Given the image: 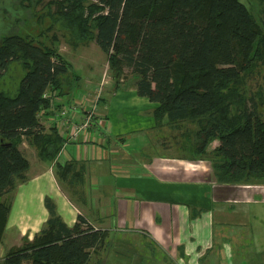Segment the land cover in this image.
Instances as JSON below:
<instances>
[{
	"label": "trees",
	"instance_id": "trees-1",
	"mask_svg": "<svg viewBox=\"0 0 264 264\" xmlns=\"http://www.w3.org/2000/svg\"><path fill=\"white\" fill-rule=\"evenodd\" d=\"M45 6L47 33L59 23L71 43L94 41L116 82L125 69L135 75L137 94L157 103V125L191 124L192 153L209 162L217 182H264V118L246 89L264 67V26L240 0H48ZM51 41L13 31L0 37V77L12 62L24 71L14 95L0 89V244L11 207L6 195L27 179L30 166L22 137L40 160H54L64 138L55 126L46 131L39 113L81 78L57 49L55 34ZM54 165L64 180L76 168L75 161ZM45 206L43 228L10 247L1 264H89L106 244L107 231L82 215L68 227L48 197Z\"/></svg>",
	"mask_w": 264,
	"mask_h": 264
},
{
	"label": "crops",
	"instance_id": "crops-1",
	"mask_svg": "<svg viewBox=\"0 0 264 264\" xmlns=\"http://www.w3.org/2000/svg\"><path fill=\"white\" fill-rule=\"evenodd\" d=\"M134 76L123 83L105 81L109 84L97 104L105 118L104 127L93 129L91 139L89 132L79 142L64 141L52 161L37 158L33 163L28 159L27 179L8 197L11 207L3 240L11 237L9 248L21 245L23 238L31 240L49 217L48 197L68 227L80 214L94 228L107 231L104 255L98 256L101 264L107 262L102 259L113 247H125L124 262L128 249L143 245L139 238L160 252L145 260L147 264H264V247L257 235H243L250 216L236 211L245 201L264 203V182H217L209 162L192 153L191 138L186 134L191 124L172 127L163 121L157 125L152 114L157 103L137 94ZM80 77L72 93L55 96L39 114L41 124L55 126L60 135L69 133L71 123L81 120V112L55 121L56 111L76 96L77 100L85 98L87 105L94 95L89 91L93 81ZM216 144L214 140L207 148ZM144 152L148 157L152 153L149 160L143 158ZM55 160L75 161L76 168L68 178L76 175L81 182L84 178L87 197L81 193L76 201L64 192L53 170ZM213 198L223 201L224 207L212 208ZM227 205L238 208L230 212ZM115 236L118 242H113ZM98 258L89 264H97Z\"/></svg>",
	"mask_w": 264,
	"mask_h": 264
},
{
	"label": "rangeland",
	"instance_id": "rangeland-1",
	"mask_svg": "<svg viewBox=\"0 0 264 264\" xmlns=\"http://www.w3.org/2000/svg\"><path fill=\"white\" fill-rule=\"evenodd\" d=\"M35 1L36 0H0V37L8 34V32L10 31H13L23 35L28 34L31 36H36V39L40 42H43L47 45H51V35L55 34L58 40L56 47L61 53V55L71 63L75 74L82 76V78L84 79H91L93 81V83L91 84L93 86L89 88V91L93 93H102V91L106 89L105 87L109 84L108 82L110 80L112 81L113 79L111 75L112 73L107 66L106 54L97 46L94 41H90L87 44L71 43L70 41H68V38L70 36L62 29H60L59 23H55L52 27V30L47 33L45 29L52 23L50 17L46 15L47 10L45 8V3L48 0H40V3L38 4H34ZM240 1L248 8L250 13L254 16L255 20L263 27L264 0ZM20 17H24V19H20ZM41 31L43 33L39 34ZM38 34L41 36H37ZM23 73L24 71L21 69L19 64H17L16 62H12L9 66L7 73L0 77V89L6 91L10 95H14L18 88L19 80L22 77ZM128 80L132 81L133 75L129 70L125 69L122 74V79L120 83L126 82ZM105 81L108 82L106 83ZM246 89L247 95L255 96V99L258 103V112L264 118V67L261 66L259 71L255 73L250 80L246 81ZM82 92L88 93V91L85 89L82 90ZM77 99L78 98L76 96V100ZM42 125L46 131L50 127L46 124V122H44ZM19 148L27 159L31 160L33 163L37 161L38 156L36 154V149L33 145L29 143L28 138L22 137V142H20ZM150 150L153 151V147L150 148ZM144 153H142V156ZM151 154V152H148L149 157L152 156ZM149 157L146 155V153L145 156H143V158H146L147 160H149ZM56 158L57 156L55 157V159ZM55 168V165H53V170H55ZM74 176L75 179L71 180L69 178L65 180L58 178L57 179L61 183V186H63L64 192L75 200L77 198L76 201H79V199H81V193L85 197L88 196V183H85L84 178L83 182H81L79 181L76 175ZM72 180L73 182L71 183ZM18 184L16 185V188ZM14 190H12L6 196L9 197L10 195H12ZM211 206L212 208L214 207L216 211H218L219 208L224 207V202L213 198V205ZM225 207H227L228 211L230 212L232 211V209L238 208L237 206L234 207L233 205L230 207L227 205ZM239 208L240 209H236V211H240L242 213L245 212L246 215L250 216L249 222H247L248 225L245 226L247 229L246 233H244L243 235L246 236V238H252L253 236L257 235L258 242H262L261 244L264 247V203L262 202L261 204H258L253 201L248 203V201H245ZM215 227L219 228L220 225H217ZM9 239H11V237L5 238L4 240L2 238L0 244V264L2 263V259L4 258L5 254L9 249L8 246L12 244L10 243ZM126 239V237L123 238V241ZM133 240H136V237L134 235ZM139 240H143V245L141 246V248L129 249L132 251V261L134 260V258H137L136 262L141 261V263L138 264H147V261L145 260L150 261L152 255H158L160 252L157 249L152 250L149 247L150 244L148 243V241L146 242V239L139 238ZM26 241L27 239L23 238L21 244L25 243ZM113 242H118L117 236L113 238ZM125 243L126 242H123V244L126 246L127 244ZM124 250L125 247H113L111 249L110 255L108 254L107 257L102 260H107L105 264H123L124 262L130 260L127 256H125V260L123 262ZM97 252V255L91 259V263H94V261L98 258L99 255H104L105 248H99ZM100 261L101 259L98 258L97 264H101Z\"/></svg>",
	"mask_w": 264,
	"mask_h": 264
},
{
	"label": "built area",
	"instance_id": "built-area-1",
	"mask_svg": "<svg viewBox=\"0 0 264 264\" xmlns=\"http://www.w3.org/2000/svg\"><path fill=\"white\" fill-rule=\"evenodd\" d=\"M101 97V92L94 93L89 104L86 105V99L71 101L63 105L56 111L55 121L58 119L68 120L74 112H81V120L71 123L70 132H63L61 135L65 142H79V140L90 132L88 139H91L92 130L104 127V115L97 110V104ZM40 114V113H39Z\"/></svg>",
	"mask_w": 264,
	"mask_h": 264
}]
</instances>
